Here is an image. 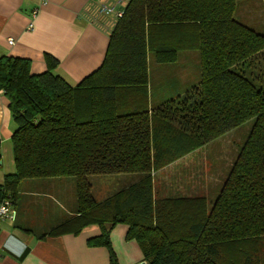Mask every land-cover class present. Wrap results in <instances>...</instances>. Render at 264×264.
<instances>
[{
  "label": "trees",
  "instance_id": "16d2710c",
  "mask_svg": "<svg viewBox=\"0 0 264 264\" xmlns=\"http://www.w3.org/2000/svg\"><path fill=\"white\" fill-rule=\"evenodd\" d=\"M237 0H128L101 66L72 86L54 72L32 74L30 60L0 57V90L14 129L15 171L0 183L12 203L23 180H74V210L49 234L97 224L90 246L128 226L147 264H264V32L235 18ZM198 52V81L151 104L149 54L173 63ZM252 121L214 199L175 188L157 197L156 176L206 143ZM162 173V172H161ZM125 174L101 201L88 177ZM183 180V179H182ZM176 190V191H174Z\"/></svg>",
  "mask_w": 264,
  "mask_h": 264
},
{
  "label": "crops",
  "instance_id": "0c3cea01",
  "mask_svg": "<svg viewBox=\"0 0 264 264\" xmlns=\"http://www.w3.org/2000/svg\"><path fill=\"white\" fill-rule=\"evenodd\" d=\"M102 2L113 6L117 12L123 11L128 0H48L44 4L41 0H0V57L29 59L30 72L39 74L47 70L45 55L49 54L58 61L54 72L68 84L76 85L101 66L109 35L117 21L114 14L101 12ZM34 9L39 11L32 18ZM31 22L32 28H28ZM9 39L13 42L9 43ZM185 51L180 52L178 60ZM194 54L192 57L198 64V54ZM196 67L195 80L189 71H181L172 81L164 76H152L148 69L150 103L157 104L183 94L198 81ZM165 81L172 84L165 85ZM15 128L8 100L0 90V183L5 175L15 171L11 142ZM57 181L54 184L63 186V179ZM47 198L54 200L44 181H22L14 200L16 218L1 223L0 264H111L107 247L87 243L100 234L97 224L87 225L77 234H49L48 229L67 216L56 208V214L50 218ZM72 202L74 199L68 204ZM127 231V225H115L109 235L111 245L118 264H138L144 260L143 252L135 239L126 238Z\"/></svg>",
  "mask_w": 264,
  "mask_h": 264
},
{
  "label": "rangeland",
  "instance_id": "374dc122",
  "mask_svg": "<svg viewBox=\"0 0 264 264\" xmlns=\"http://www.w3.org/2000/svg\"><path fill=\"white\" fill-rule=\"evenodd\" d=\"M237 2L238 8L235 18L246 25L253 26L264 32V0H237ZM193 53H195L194 55L198 54L195 50H186L181 53L178 61L163 63L161 65L155 62L152 55L149 54V71H151L152 76H164L170 78L171 81L181 71H189L188 74L195 80L197 78H195V70H197L196 65L198 66V64L196 63L197 59L195 60L192 57ZM190 55L191 58H188ZM160 81L163 82V80ZM170 84H172L170 81H165V85L169 86ZM162 86L164 88V82ZM251 125V120L241 124L237 128L209 141L200 150L188 154L162 170V173L160 172L155 178L156 196H165L173 189L169 185L171 178H173L180 179L181 183L175 188L183 187L182 193H195L196 195L206 197L208 203L212 201L232 162L238 155V148L246 140ZM127 176L125 174H101L92 175L91 178L88 177L94 199L101 201L110 195L112 190L115 191L123 187ZM57 179L59 178L42 179L44 186L49 192L52 191L54 196V200L53 198H47L50 200L49 205H46L49 208L50 218L56 214L54 212L56 208L59 211L63 210L65 216L69 215V210H74V203H71L72 207H70L71 204H68L69 200L74 199L73 178H60L63 179V186L54 184ZM66 206L68 207L67 211L65 210ZM53 227H50L48 230L51 231Z\"/></svg>",
  "mask_w": 264,
  "mask_h": 264
},
{
  "label": "built area",
  "instance_id": "2783aa9c",
  "mask_svg": "<svg viewBox=\"0 0 264 264\" xmlns=\"http://www.w3.org/2000/svg\"><path fill=\"white\" fill-rule=\"evenodd\" d=\"M42 3H46L48 0H41ZM100 10L101 12L105 13V14H114L116 18L120 17L122 15L123 11H114V7L111 5H108L104 2H102L100 4ZM38 9H34L31 12V17L35 18L36 15L38 14ZM28 28H32V22L29 23ZM13 40L9 39V43H12ZM16 218V209L14 204L11 201V198L9 196L5 197L1 202H0V228H1V223L3 221H14ZM2 254L0 252V258H1Z\"/></svg>",
  "mask_w": 264,
  "mask_h": 264
},
{
  "label": "water",
  "instance_id": "95a60500",
  "mask_svg": "<svg viewBox=\"0 0 264 264\" xmlns=\"http://www.w3.org/2000/svg\"><path fill=\"white\" fill-rule=\"evenodd\" d=\"M138 264H147V262L145 260L141 261L140 263Z\"/></svg>",
  "mask_w": 264,
  "mask_h": 264
}]
</instances>
